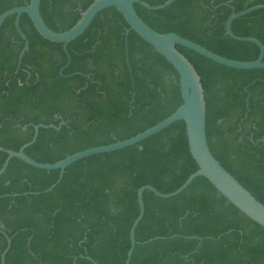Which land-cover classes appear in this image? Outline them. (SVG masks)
Masks as SVG:
<instances>
[{
	"label": "trees",
	"instance_id": "16d2710c",
	"mask_svg": "<svg viewBox=\"0 0 264 264\" xmlns=\"http://www.w3.org/2000/svg\"><path fill=\"white\" fill-rule=\"evenodd\" d=\"M30 0H0V15ZM151 6L167 0H141ZM94 0H41L40 13L55 32L71 29ZM264 0H176L159 11L135 5L159 34L175 33L236 61H254L258 48L225 35L232 9ZM0 28V147L40 163H56L89 148L127 140L173 114L182 104L179 77L152 46L130 31L115 8L100 12L67 46L43 39L27 15ZM232 32L264 45V9L233 21ZM201 78L206 137L212 155L264 205V70H234L180 46ZM264 62V59H263ZM62 70V74L60 71ZM65 123L60 126V123ZM7 155L0 152V168ZM198 167L176 122L125 149L82 159L64 171L31 168L11 159L0 177V228L11 239L5 264H125L129 230L139 210L137 190L178 189ZM39 193L38 195H25ZM19 196L13 197L12 195ZM130 264H264V229L245 217L203 177L170 199L143 193ZM176 236L174 238H170ZM194 237V238H191ZM154 238L147 244H142ZM200 239V241L198 240ZM6 240L0 233V257Z\"/></svg>",
	"mask_w": 264,
	"mask_h": 264
},
{
	"label": "water",
	"instance_id": "95a60500",
	"mask_svg": "<svg viewBox=\"0 0 264 264\" xmlns=\"http://www.w3.org/2000/svg\"><path fill=\"white\" fill-rule=\"evenodd\" d=\"M175 1L176 0H167L162 5L151 6L141 0H94V2L85 11L80 13V19L78 20V22L71 29L65 32H55L45 24L40 13L41 0H30L29 2H24L23 6L13 8L0 15V28L7 18L15 16V29L24 42L23 49L21 50L18 57L19 64L23 55L28 50L27 38L21 31L19 26L20 16L25 14L30 19L36 32L43 39L51 43L63 45L64 52L67 56V63L63 67L64 69L70 63L67 46L72 41L80 37L89 28L95 17L100 12L109 8H115L122 14L129 26V28L125 31V42L130 31L136 33L141 39L152 46L153 49L162 58H164L177 72L179 77V87L182 104L169 117L162 120L153 127L145 130L144 132L135 135L132 138L118 141L110 145L89 148L84 151L67 156L63 160L52 164L40 163L35 161L25 154V150L35 143L40 129H59V127H55L53 125L46 126L40 124L33 126V135L31 137V140L24 144L18 151H12L0 147V152L7 155L2 167L0 168V177L5 173L11 159H17L23 162L25 165L37 170L59 171L57 181L47 190L43 191V193H47L51 192L61 181L65 169L70 165L91 156L112 153L134 146L148 139L149 137L163 131L172 124L182 121L185 124L189 151L198 167V170L191 174L178 189L171 193H161L151 185L142 186L137 190V203L139 213L137 218L133 221L129 230L130 248L126 255L125 264H130L134 248L138 244L135 240V232L145 214L143 193L148 191L157 198L170 199L176 197L184 190H186L188 186L198 177H203L204 179H206L214 187V189L220 195H222V197H224L231 205H233L240 213H242L245 217L264 229V205L257 201L228 171L223 168V166L212 155L209 149L206 137L205 98L201 78L193 65L189 62V60L176 49V46H180L187 50L193 51L194 53L215 64L234 70H264V45L258 39H255L253 37L236 36L231 29L234 20L244 17L253 11L264 9V5H256L241 12H235L234 9L230 6V8L232 9V13L229 15L225 22V35L231 40L237 42L253 44L259 50V55L256 60L244 62L227 59L223 56L215 54L202 47L201 45L194 43L188 39L182 38L175 33L159 34L151 29L138 16L134 7L135 5H140L141 7L150 11H159L167 8ZM63 69H61L60 74H62ZM64 124L65 123L62 122L60 123V126ZM38 194L39 193H26L25 195L27 196ZM12 196L17 197L19 195L14 194ZM0 233L4 235L6 240V248L1 254L0 264H5V255L10 249L12 237L7 236L1 228ZM174 237L176 236H172L170 238ZM157 239L161 238H154L142 244H147ZM198 240L200 241V239ZM85 258L93 264H97L91 258Z\"/></svg>",
	"mask_w": 264,
	"mask_h": 264
}]
</instances>
